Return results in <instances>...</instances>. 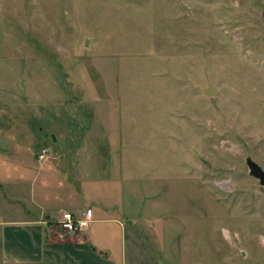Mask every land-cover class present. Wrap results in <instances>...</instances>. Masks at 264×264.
Masks as SVG:
<instances>
[{"label":"rangeland","instance_id":"374dc122","mask_svg":"<svg viewBox=\"0 0 264 264\" xmlns=\"http://www.w3.org/2000/svg\"><path fill=\"white\" fill-rule=\"evenodd\" d=\"M80 104L119 124L64 121L105 142L71 169L112 172L155 260L264 264V0H0V115L49 155V111Z\"/></svg>","mask_w":264,"mask_h":264},{"label":"crops","instance_id":"0c3cea01","mask_svg":"<svg viewBox=\"0 0 264 264\" xmlns=\"http://www.w3.org/2000/svg\"><path fill=\"white\" fill-rule=\"evenodd\" d=\"M49 115L57 123L50 128L61 133L43 160L37 157L38 130L26 113L14 107L6 120L0 115V264H160L129 223L112 172L102 174L101 166L95 174L71 169V161L87 159L83 148L105 145L76 137V123L85 131L101 125L112 130L118 114L101 119L99 110L80 104L53 108ZM64 121L76 127L68 129ZM87 208L92 220L84 231L68 234L57 225L61 210L80 216Z\"/></svg>","mask_w":264,"mask_h":264},{"label":"built area","instance_id":"2783aa9c","mask_svg":"<svg viewBox=\"0 0 264 264\" xmlns=\"http://www.w3.org/2000/svg\"><path fill=\"white\" fill-rule=\"evenodd\" d=\"M48 149L41 148L37 153V157L40 160L47 158ZM92 220V210L87 208L80 216L74 215L72 212L67 210H61L59 212V218L57 225L68 234H75L84 231Z\"/></svg>","mask_w":264,"mask_h":264},{"label":"water","instance_id":"95a60500","mask_svg":"<svg viewBox=\"0 0 264 264\" xmlns=\"http://www.w3.org/2000/svg\"><path fill=\"white\" fill-rule=\"evenodd\" d=\"M217 88L214 87L210 82L207 83V86L203 89V93L207 96H215L217 94ZM246 165L249 169V174L258 179L259 184L264 186V170L256 162L250 158L246 159Z\"/></svg>","mask_w":264,"mask_h":264}]
</instances>
